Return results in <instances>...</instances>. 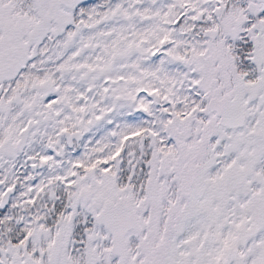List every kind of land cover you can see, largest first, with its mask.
<instances>
[{"label": "snow or ice", "instance_id": "snow-or-ice-1", "mask_svg": "<svg viewBox=\"0 0 264 264\" xmlns=\"http://www.w3.org/2000/svg\"><path fill=\"white\" fill-rule=\"evenodd\" d=\"M0 264H264V0H0Z\"/></svg>", "mask_w": 264, "mask_h": 264}]
</instances>
